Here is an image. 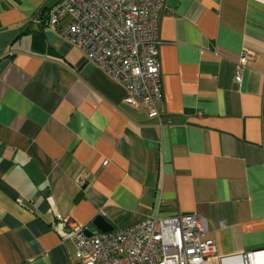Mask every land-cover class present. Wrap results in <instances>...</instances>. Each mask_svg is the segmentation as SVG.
I'll use <instances>...</instances> for the list:
<instances>
[{
    "label": "crops",
    "instance_id": "1",
    "mask_svg": "<svg viewBox=\"0 0 264 264\" xmlns=\"http://www.w3.org/2000/svg\"><path fill=\"white\" fill-rule=\"evenodd\" d=\"M59 1L0 0V264H73L57 216L197 212L218 253L264 248V0H166L159 118L48 26Z\"/></svg>",
    "mask_w": 264,
    "mask_h": 264
},
{
    "label": "built area",
    "instance_id": "2",
    "mask_svg": "<svg viewBox=\"0 0 264 264\" xmlns=\"http://www.w3.org/2000/svg\"><path fill=\"white\" fill-rule=\"evenodd\" d=\"M165 5L166 0H60L46 10V18L49 27L124 86L125 103L159 118V12ZM251 58V52L239 55L233 68L236 82L242 81ZM49 226L61 242L73 243V264H264V248L218 253L207 236V219L197 212L150 214L135 224L91 235L86 225L66 216H57Z\"/></svg>",
    "mask_w": 264,
    "mask_h": 264
},
{
    "label": "water",
    "instance_id": "3",
    "mask_svg": "<svg viewBox=\"0 0 264 264\" xmlns=\"http://www.w3.org/2000/svg\"><path fill=\"white\" fill-rule=\"evenodd\" d=\"M92 223L93 225L95 226V228L99 231H109V230H112L113 229V226L108 223L104 218L103 216L101 215H97L93 218L92 220ZM86 234L87 235H91L92 234V231L88 228H86L85 230ZM20 264H29L27 262H22Z\"/></svg>",
    "mask_w": 264,
    "mask_h": 264
},
{
    "label": "trees",
    "instance_id": "4",
    "mask_svg": "<svg viewBox=\"0 0 264 264\" xmlns=\"http://www.w3.org/2000/svg\"><path fill=\"white\" fill-rule=\"evenodd\" d=\"M44 18L47 19V18H46V14L44 15ZM40 19H41V18H40Z\"/></svg>",
    "mask_w": 264,
    "mask_h": 264
},
{
    "label": "rangeland",
    "instance_id": "5",
    "mask_svg": "<svg viewBox=\"0 0 264 264\" xmlns=\"http://www.w3.org/2000/svg\"><path fill=\"white\" fill-rule=\"evenodd\" d=\"M68 242H70V241H68ZM72 243V242H71Z\"/></svg>",
    "mask_w": 264,
    "mask_h": 264
}]
</instances>
